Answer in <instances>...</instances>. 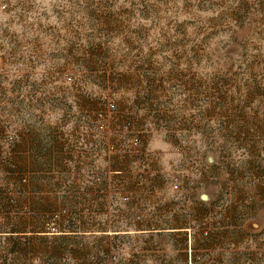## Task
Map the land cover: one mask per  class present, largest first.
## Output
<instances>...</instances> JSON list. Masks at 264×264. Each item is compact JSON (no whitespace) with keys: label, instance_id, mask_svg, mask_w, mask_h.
<instances>
[{"label":"rangeland","instance_id":"374dc122","mask_svg":"<svg viewBox=\"0 0 264 264\" xmlns=\"http://www.w3.org/2000/svg\"><path fill=\"white\" fill-rule=\"evenodd\" d=\"M237 232L264 264V0H0V264H201Z\"/></svg>","mask_w":264,"mask_h":264},{"label":"crops","instance_id":"0c3cea01","mask_svg":"<svg viewBox=\"0 0 264 264\" xmlns=\"http://www.w3.org/2000/svg\"><path fill=\"white\" fill-rule=\"evenodd\" d=\"M257 238V236H255ZM233 240L240 250L231 249L228 241ZM230 245V246H229ZM212 249L207 251V255L201 264H241V233H228L215 236Z\"/></svg>","mask_w":264,"mask_h":264},{"label":"built area","instance_id":"2783aa9c","mask_svg":"<svg viewBox=\"0 0 264 264\" xmlns=\"http://www.w3.org/2000/svg\"><path fill=\"white\" fill-rule=\"evenodd\" d=\"M68 78L70 79V77H68ZM108 109H109V111L111 113L116 110L113 103H109L108 104ZM103 110L104 109L100 110L98 114L102 116L103 115ZM135 122H136V115L135 114H132L128 119L124 120L123 123H124V125L126 127H129L130 125L135 124ZM130 149L131 150L129 152V155H133L134 156V159H133L134 161H139L141 159V157H142L141 140H140V138L139 139L133 138L131 140V142H130ZM74 156L79 157V154L78 153L77 154H74ZM75 180L77 182L79 180V178L77 177V178H75ZM119 189H120V187H119ZM119 189H115V190H119ZM190 264H193V263L190 262Z\"/></svg>","mask_w":264,"mask_h":264}]
</instances>
